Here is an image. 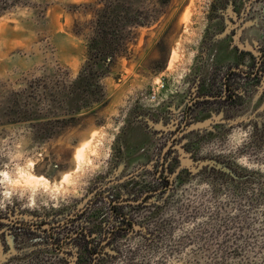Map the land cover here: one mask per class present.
Segmentation results:
<instances>
[{"label":"rangeland","instance_id":"374dc122","mask_svg":"<svg viewBox=\"0 0 264 264\" xmlns=\"http://www.w3.org/2000/svg\"><path fill=\"white\" fill-rule=\"evenodd\" d=\"M216 2L0 0V264H264V75L217 98Z\"/></svg>","mask_w":264,"mask_h":264},{"label":"flooded vegetation","instance_id":"af4514ba","mask_svg":"<svg viewBox=\"0 0 264 264\" xmlns=\"http://www.w3.org/2000/svg\"><path fill=\"white\" fill-rule=\"evenodd\" d=\"M246 11L249 12V8L248 6H246V0H235V5L233 6L232 12H230V0H218V2L215 3L214 9L212 11V16H211L212 25L210 26V30H211L210 33L212 36L208 43L209 48L216 46V44H218L219 46H224V47H226L227 45L229 46L230 45V15H232V20L236 24V26H234L231 29L233 30L235 29V31L237 30L238 27L240 28L243 27L244 29H246V27H248L245 24L246 22L245 18L247 15ZM256 28H257V25H255L254 28L252 29H248L247 32H251V31L254 32ZM225 30H228V33H227L228 36L226 35V38H221L220 35ZM241 37L242 35L238 34V36L235 38V41H234L235 46L233 48H230V51H228L229 49L228 47L224 49V54L230 53L229 62L221 63L219 58L209 57V59L207 60L208 62L206 61L201 69V70L207 69L210 65L213 64L214 73H216L217 75H220L219 76L220 80L221 78L223 79V82L221 81V85H225L224 86L225 89H224V92L222 93V96H221L222 98L220 96H217L218 99H223L224 96L226 95V97L228 96L227 101L229 100L230 102H236L237 99L240 97V95L242 96L245 93V91L243 92V90H245L246 87L248 86L246 84H244L243 86L238 85L241 82L239 77L243 79L250 78V77L261 79L264 75V43L261 41L262 44H259V46L256 47L257 50L255 51L257 52L259 51L258 61L251 64L250 63L251 57H249V55L247 54L252 55V52L253 54H255V51L250 48L240 49V46L238 45V40L241 39ZM259 37L258 38L256 37L257 40L262 39L264 36H262L261 38ZM263 41H264V38H263ZM250 66H252L253 68H250ZM204 96H205L204 100L210 99L208 97L209 95H204ZM202 100L203 98L201 96V99H199V101H202ZM142 151H146V150L142 149ZM141 157L142 156L139 155V157L136 156L133 159L139 161ZM153 158L154 157L152 154V157L148 159L147 161H145L144 164L150 163V161H153ZM167 158L168 157L166 156V154H163L162 159H159L158 172L159 173L161 172V174H163L164 176V178H160L162 181V184L163 183L167 184L168 182L171 183L170 179L168 178V175L166 174L167 170L170 169L169 164H167V161H168ZM141 190H143L144 193L146 192V196L154 194L155 192L159 191L154 188H149L147 185L141 186ZM145 198L146 197L144 195L143 199ZM114 199H116V195L114 196ZM122 202H124V200H121V201L116 200V202L112 205V209L114 212L119 206L126 204ZM133 202H136V200H134ZM116 214L118 215L119 213L117 212ZM120 218L123 220V222H126L127 224H130L133 226L134 223L131 221L129 222L128 220L129 217L127 213L122 214V216L120 214ZM1 219L4 220L5 218H2V216H0V222H1ZM8 224L10 225V223ZM22 227H25V226H22ZM34 227L35 228L39 227V224L33 223V227L27 226L26 228L28 230H32L33 232L35 231ZM113 232H115V230H113ZM85 234L86 233H84V235ZM73 237L75 236H72V238Z\"/></svg>","mask_w":264,"mask_h":264},{"label":"crops","instance_id":"0c3cea01","mask_svg":"<svg viewBox=\"0 0 264 264\" xmlns=\"http://www.w3.org/2000/svg\"><path fill=\"white\" fill-rule=\"evenodd\" d=\"M228 33V30H225L224 32H222V34L220 35L221 38H226V35ZM228 36V35H227ZM226 43V42H225ZM228 47V51H230V45L226 46ZM224 46H219L218 44H216V46L214 47H210L209 49V57H216L220 59L221 63H226L230 61V53L224 54V49L226 48ZM145 152H143V156L140 158L142 159V161H146V159H149V154H145Z\"/></svg>","mask_w":264,"mask_h":264},{"label":"built area","instance_id":"2783aa9c","mask_svg":"<svg viewBox=\"0 0 264 264\" xmlns=\"http://www.w3.org/2000/svg\"><path fill=\"white\" fill-rule=\"evenodd\" d=\"M153 100H154V98H153Z\"/></svg>","mask_w":264,"mask_h":264}]
</instances>
